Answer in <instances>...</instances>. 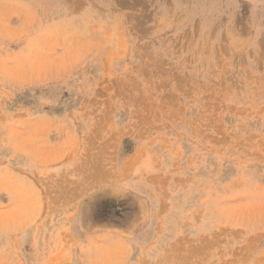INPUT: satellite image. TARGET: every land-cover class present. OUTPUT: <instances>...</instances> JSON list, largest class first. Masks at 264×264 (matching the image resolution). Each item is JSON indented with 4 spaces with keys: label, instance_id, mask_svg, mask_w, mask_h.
I'll return each mask as SVG.
<instances>
[{
    "label": "rangeland",
    "instance_id": "1",
    "mask_svg": "<svg viewBox=\"0 0 264 264\" xmlns=\"http://www.w3.org/2000/svg\"><path fill=\"white\" fill-rule=\"evenodd\" d=\"M0 264H264V0H0Z\"/></svg>",
    "mask_w": 264,
    "mask_h": 264
}]
</instances>
